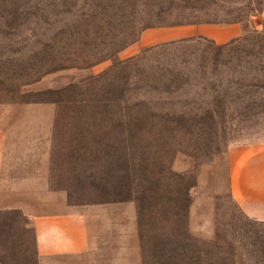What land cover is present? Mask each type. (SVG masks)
Here are the masks:
<instances>
[{"label":"rangeland","instance_id":"rangeland-1","mask_svg":"<svg viewBox=\"0 0 264 264\" xmlns=\"http://www.w3.org/2000/svg\"><path fill=\"white\" fill-rule=\"evenodd\" d=\"M158 2L0 0V129L48 148V192L119 204L115 264H264V222L229 187L237 156L264 143L263 1ZM206 20L246 31L223 45L156 33ZM16 166L0 184V264H46L15 207L37 202Z\"/></svg>","mask_w":264,"mask_h":264},{"label":"crops","instance_id":"crops-1","mask_svg":"<svg viewBox=\"0 0 264 264\" xmlns=\"http://www.w3.org/2000/svg\"><path fill=\"white\" fill-rule=\"evenodd\" d=\"M261 22L264 24V7ZM245 31L244 24L235 23L191 25L161 29L156 33L173 34L166 38L172 40L204 37L223 45L242 37ZM47 149L16 146L0 129V184L11 178L9 169L22 165L23 173L15 177V181L16 186L25 188H17L16 191L20 194L21 191L33 190V198L37 202L31 206L25 204L26 196L19 198L20 194L14 199L22 200V203L15 207L32 219L39 256L46 264H115L109 257L116 252L115 247L121 237L127 238L129 234L128 228L121 225L125 220L119 214V204L75 207L67 202L64 193L48 192L42 187L49 181L41 168V163L47 159L42 154ZM229 187L239 208L249 218L264 222V143L253 145L237 156L231 167Z\"/></svg>","mask_w":264,"mask_h":264},{"label":"trees","instance_id":"trees-1","mask_svg":"<svg viewBox=\"0 0 264 264\" xmlns=\"http://www.w3.org/2000/svg\"><path fill=\"white\" fill-rule=\"evenodd\" d=\"M154 1V3H159L158 1L159 0H153ZM169 4H175L174 6H173V8L172 9H168L167 11H168V14L170 13V14H173V9H175L177 12H180V11H183L184 9H186L187 10V8H189V7H193V6H190V4H191V1L192 0H166ZM160 4H162V2L160 3ZM176 4H178V5H176ZM179 4H188L189 6H181V5H179ZM181 8H184V9H181ZM191 9H196V7L194 6L193 8H191ZM167 11H163L162 10V12L163 13H166ZM229 23H233V22H229V21H223V22H220V21H218V20H206V21H204V22H188V24H229ZM165 24H163V26H164ZM180 25H182V24H176L175 26H180ZM155 27H161V26H157V25H150V26H148V28H155ZM199 40H203V41H205V42H208V43H214L213 41H211V40H209V39H207V38H204V37H199L198 38ZM138 41V38L137 39H134L132 42H131V45L132 44H134V43H136ZM192 40L191 39H188V40H183V41H180V42H177V43H175V44H178L179 46L180 45H184V44H187V43H189V42H191ZM174 44V43H173Z\"/></svg>","mask_w":264,"mask_h":264}]
</instances>
